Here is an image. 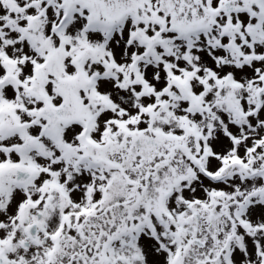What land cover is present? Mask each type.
<instances>
[{
    "label": "snow or ice",
    "instance_id": "6c2138e0",
    "mask_svg": "<svg viewBox=\"0 0 264 264\" xmlns=\"http://www.w3.org/2000/svg\"><path fill=\"white\" fill-rule=\"evenodd\" d=\"M0 264H264V0H0Z\"/></svg>",
    "mask_w": 264,
    "mask_h": 264
}]
</instances>
